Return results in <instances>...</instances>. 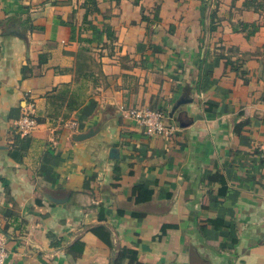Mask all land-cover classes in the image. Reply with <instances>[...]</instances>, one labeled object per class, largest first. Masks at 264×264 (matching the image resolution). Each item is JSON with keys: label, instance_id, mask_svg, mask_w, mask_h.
<instances>
[{"label": "crops", "instance_id": "crops-1", "mask_svg": "<svg viewBox=\"0 0 264 264\" xmlns=\"http://www.w3.org/2000/svg\"><path fill=\"white\" fill-rule=\"evenodd\" d=\"M250 1L0 0L5 264H117L122 249L264 264V10ZM240 23L261 26L246 39ZM143 108L174 133L144 135L127 117Z\"/></svg>", "mask_w": 264, "mask_h": 264}, {"label": "built area", "instance_id": "built-area-1", "mask_svg": "<svg viewBox=\"0 0 264 264\" xmlns=\"http://www.w3.org/2000/svg\"><path fill=\"white\" fill-rule=\"evenodd\" d=\"M127 117L135 121L147 137H156L162 135H172L175 127L167 126L164 123L165 116L160 111H151L147 108L130 109L127 112ZM71 128H74V123H71ZM37 126L35 119L25 115L16 123V131L22 135H29ZM264 155V147L261 148ZM7 258L6 237L0 232V264H5Z\"/></svg>", "mask_w": 264, "mask_h": 264}, {"label": "trees", "instance_id": "trees-1", "mask_svg": "<svg viewBox=\"0 0 264 264\" xmlns=\"http://www.w3.org/2000/svg\"><path fill=\"white\" fill-rule=\"evenodd\" d=\"M87 1H91L94 4V0H87ZM252 4L254 5L252 6ZM245 6L252 7L254 12H259L260 10L263 11L264 10V0H251ZM260 26L261 24L259 23H252V24L240 23L238 27H233V31L234 32H244L245 38L249 39L252 36H254V34L259 30ZM211 29H214V27H211ZM73 34H74V30H73ZM221 57L225 59V65L229 66L231 70L238 73L246 81V71L243 69L244 60L239 63H235L227 57H223V56ZM92 231L101 241H103L108 246H111L110 235L107 230H105L102 227H98V228L92 229ZM124 260H127V264H141L137 260L135 251H132L129 249H122L117 254V257H116L117 264H120Z\"/></svg>", "mask_w": 264, "mask_h": 264}, {"label": "water", "instance_id": "water-1", "mask_svg": "<svg viewBox=\"0 0 264 264\" xmlns=\"http://www.w3.org/2000/svg\"><path fill=\"white\" fill-rule=\"evenodd\" d=\"M187 102L189 103L191 101L177 100L175 102L174 106L172 107V112H175V110L179 106H181L183 104H186ZM95 130H97V129H95ZM95 130H90L89 132H87L85 134L74 135L73 139H74V141H81V140L87 139V138L93 136L96 133ZM110 156H111V158H117V154H116L115 149H111Z\"/></svg>", "mask_w": 264, "mask_h": 264}]
</instances>
